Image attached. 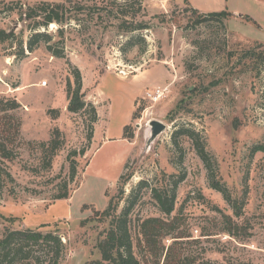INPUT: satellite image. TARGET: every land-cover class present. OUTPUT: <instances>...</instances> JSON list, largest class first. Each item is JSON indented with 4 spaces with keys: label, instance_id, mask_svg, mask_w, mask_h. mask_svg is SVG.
<instances>
[{
    "label": "rangeland",
    "instance_id": "1",
    "mask_svg": "<svg viewBox=\"0 0 264 264\" xmlns=\"http://www.w3.org/2000/svg\"><path fill=\"white\" fill-rule=\"evenodd\" d=\"M10 3L59 5L63 24L41 28L49 41L23 57L33 32L0 45V98L20 105L8 112L20 135L0 156V238L53 234L64 244L57 264H110L99 244L130 210L141 264L152 256L149 219L165 223L155 236L161 264L169 248L183 264H264V65L241 61L264 48V0H0V30L17 17L3 11ZM192 10L230 16L198 23ZM78 75L85 108L71 113ZM164 87L161 102L147 99ZM150 119L169 130L137 164L136 126ZM176 182L167 214L155 192L170 197ZM24 250L31 257L15 264H55L53 243Z\"/></svg>",
    "mask_w": 264,
    "mask_h": 264
},
{
    "label": "trees",
    "instance_id": "2",
    "mask_svg": "<svg viewBox=\"0 0 264 264\" xmlns=\"http://www.w3.org/2000/svg\"><path fill=\"white\" fill-rule=\"evenodd\" d=\"M1 5H4V3H1ZM13 5V3H10L5 4L3 7V11L4 9H9L17 17L11 20L4 29L0 30V45L14 41L21 29H23V31L33 32L31 39L27 43L29 46L28 51L19 52L18 54L21 57L32 52L41 41H49L50 36L44 32H40L39 30H41V28H47L50 24L53 26L55 25V22L58 24H63V18L60 12L61 8L59 5L41 3L37 7L32 8L26 5L19 8H13ZM1 11L2 10H0V13H2ZM192 12L198 23L207 21L209 17L216 18L217 20H223L228 19L230 16L226 12L211 13L207 15H198L196 10H192ZM229 56L232 57L233 55L229 54ZM246 59L250 60L256 68L259 65H264V48H262L260 52L256 50H249L244 54V56H242L241 61ZM78 79L77 87L74 90H72L70 84L68 86L69 111L71 113H79L85 108V102L83 101L85 96L84 93H82V84L80 82L79 75ZM19 107L20 105L15 100H6L0 98V156L2 158L8 157L7 144L13 143L14 140L20 135L19 121L15 119L14 116L8 114L9 110H16ZM91 109L93 113V122H96V109L94 107ZM186 132L189 133L186 130H178L175 135ZM188 135L194 140L198 155L203 160L206 167L209 170H212L210 156L206 152L204 144L197 139L195 134L191 133ZM177 185L178 182L174 184V191L170 197L167 194H161L157 191L155 192L158 202L167 214L172 213L174 209L175 189ZM214 187L219 191L224 192L223 189L217 184H215ZM68 198L69 195L66 193L58 196L57 199L63 200ZM112 207L113 202L110 201L109 208L102 213L103 218L110 217ZM129 211L130 210L124 211L120 217L116 218L115 225L109 232L106 233L105 238L99 244V249L102 253L103 261L105 262H109L110 264H141L135 256L134 246L129 231ZM164 226L165 223L159 219H149L143 224L142 233L152 255L150 260H147L145 264H161L159 260L160 254L156 250L155 236H159L158 231H160ZM31 242L35 244H39L41 242L45 244L53 243L56 247L54 253V263H58L64 249V244L61 242L60 238L54 236L53 234L43 235L41 232H34L32 230H7L4 233V236L0 238V261L9 260L8 264H15L20 262L21 259H29L31 257L30 254L27 253L25 255L24 249H26V247H28ZM172 251L173 249L169 248L163 264H183V262L178 259L174 253H172ZM91 264H102V262L96 261L92 262Z\"/></svg>",
    "mask_w": 264,
    "mask_h": 264
},
{
    "label": "water",
    "instance_id": "3",
    "mask_svg": "<svg viewBox=\"0 0 264 264\" xmlns=\"http://www.w3.org/2000/svg\"><path fill=\"white\" fill-rule=\"evenodd\" d=\"M136 127L142 132V144L136 161L139 164L147 155L154 152L162 136L169 130V126L163 121L150 119L144 125L137 124Z\"/></svg>",
    "mask_w": 264,
    "mask_h": 264
},
{
    "label": "built area",
    "instance_id": "4",
    "mask_svg": "<svg viewBox=\"0 0 264 264\" xmlns=\"http://www.w3.org/2000/svg\"><path fill=\"white\" fill-rule=\"evenodd\" d=\"M119 74L122 76L126 75V73L124 71H120ZM167 90H168L167 87L156 88L154 90H151V91L147 92V94H146L147 99L153 103H159L164 99Z\"/></svg>",
    "mask_w": 264,
    "mask_h": 264
},
{
    "label": "crops",
    "instance_id": "5",
    "mask_svg": "<svg viewBox=\"0 0 264 264\" xmlns=\"http://www.w3.org/2000/svg\"><path fill=\"white\" fill-rule=\"evenodd\" d=\"M120 140H122V141H126L124 138H122V139H120Z\"/></svg>",
    "mask_w": 264,
    "mask_h": 264
}]
</instances>
